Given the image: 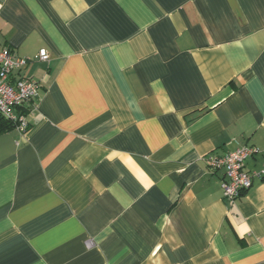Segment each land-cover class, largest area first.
<instances>
[{"label":"crops","instance_id":"1","mask_svg":"<svg viewBox=\"0 0 264 264\" xmlns=\"http://www.w3.org/2000/svg\"><path fill=\"white\" fill-rule=\"evenodd\" d=\"M0 46L39 84L0 264H264V0H0ZM243 146L230 203L205 159Z\"/></svg>","mask_w":264,"mask_h":264},{"label":"built area","instance_id":"2","mask_svg":"<svg viewBox=\"0 0 264 264\" xmlns=\"http://www.w3.org/2000/svg\"><path fill=\"white\" fill-rule=\"evenodd\" d=\"M39 59L46 60V52H39ZM24 58L18 57L7 47L0 46V115L11 121L19 137H24L28 131V106L35 104L38 98L39 84L31 78H16V73L27 65ZM257 150L243 146L222 156L205 159L211 172L220 171L222 178L220 187L223 198L232 203L244 195L252 186L256 174H250L246 161L253 157ZM264 172L257 174L261 177Z\"/></svg>","mask_w":264,"mask_h":264},{"label":"trees","instance_id":"3","mask_svg":"<svg viewBox=\"0 0 264 264\" xmlns=\"http://www.w3.org/2000/svg\"><path fill=\"white\" fill-rule=\"evenodd\" d=\"M14 126L15 125L11 121L3 118L0 115V133L5 132V131H9V130H14V128H15Z\"/></svg>","mask_w":264,"mask_h":264}]
</instances>
